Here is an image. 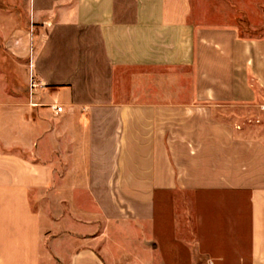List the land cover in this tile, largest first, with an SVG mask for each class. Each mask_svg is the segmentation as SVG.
I'll return each instance as SVG.
<instances>
[{
    "label": "crops",
    "instance_id": "obj_1",
    "mask_svg": "<svg viewBox=\"0 0 264 264\" xmlns=\"http://www.w3.org/2000/svg\"><path fill=\"white\" fill-rule=\"evenodd\" d=\"M194 8L0 0V264H264V0Z\"/></svg>",
    "mask_w": 264,
    "mask_h": 264
},
{
    "label": "rangeland",
    "instance_id": "obj_2",
    "mask_svg": "<svg viewBox=\"0 0 264 264\" xmlns=\"http://www.w3.org/2000/svg\"><path fill=\"white\" fill-rule=\"evenodd\" d=\"M250 0H194V12L197 19L202 21H228L233 19L240 9L245 8ZM261 32V31H260ZM259 31L256 34L260 33ZM35 44V41L33 42ZM81 185V184H80ZM82 189L80 190L79 203L80 206L87 205L88 199L83 196ZM191 264H212L205 259L199 258ZM245 264H248L247 262Z\"/></svg>",
    "mask_w": 264,
    "mask_h": 264
},
{
    "label": "built area",
    "instance_id": "obj_3",
    "mask_svg": "<svg viewBox=\"0 0 264 264\" xmlns=\"http://www.w3.org/2000/svg\"><path fill=\"white\" fill-rule=\"evenodd\" d=\"M41 86L40 83H38L34 77H32V81H31V90L32 92H34L37 88H39ZM53 111L56 115H59L61 113H63L64 108L62 106H54L52 107Z\"/></svg>",
    "mask_w": 264,
    "mask_h": 264
}]
</instances>
